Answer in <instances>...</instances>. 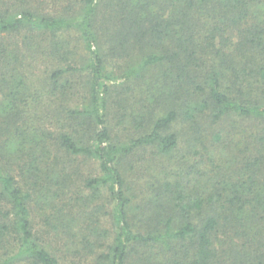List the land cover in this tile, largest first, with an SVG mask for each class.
Masks as SVG:
<instances>
[{
    "label": "trees",
    "instance_id": "1",
    "mask_svg": "<svg viewBox=\"0 0 264 264\" xmlns=\"http://www.w3.org/2000/svg\"><path fill=\"white\" fill-rule=\"evenodd\" d=\"M59 1L48 13L46 1L0 0V264H61L34 231L36 211L91 264H264V0ZM42 54L52 61L40 74ZM34 80L48 107L60 101L57 132L52 117L32 120ZM143 85L153 100L132 110ZM113 106L116 127L132 130L125 140L109 124ZM234 118L256 128L249 143L219 128L210 152L201 123ZM177 123L186 170L138 200L126 161L146 149L172 156ZM217 153L225 167L201 173ZM80 159L98 174L83 176Z\"/></svg>",
    "mask_w": 264,
    "mask_h": 264
},
{
    "label": "rangeland",
    "instance_id": "2",
    "mask_svg": "<svg viewBox=\"0 0 264 264\" xmlns=\"http://www.w3.org/2000/svg\"><path fill=\"white\" fill-rule=\"evenodd\" d=\"M36 1H46V4L43 5L45 8L44 10L46 12H53L54 9H59L61 5H65L64 1H59L56 3V8H54L53 3H51V0H36ZM73 35V34H71ZM75 36L73 35V38ZM75 39V38H74ZM12 42V40H11ZM42 43H40L41 45ZM77 50L78 53H83L82 51V46L80 43L76 42H70L69 44V49H74ZM44 53V52H43ZM37 61L39 62V72L42 74V71L44 70L45 66L51 65V59L46 57L44 54L39 55L37 57ZM41 76V75H40ZM35 81V80H34ZM33 82V81H32ZM34 86L36 90L32 89L34 93L33 96L37 97V102L36 103H30V107L32 110H29L31 115H32V120L38 122H44L45 120L50 119L51 117L53 120L49 122H46L47 125H45L50 131L52 132H57L58 129H60V124H57V120L62 119L64 115L62 113L56 114L55 109L59 107V102L54 99H51L53 103L51 104L50 107H48V99L45 98V95L43 94L44 92L41 91L40 88V83L34 82ZM129 104L132 106V110L137 109V105L139 106V103H150V100H153L151 97L152 94L150 93V87L148 89L147 86L143 85L140 88L134 89L133 92L129 94ZM74 101H76V98H69L67 99L65 104L66 106H73ZM156 102V101H155ZM152 103V106L155 108L154 113L155 115H161L164 113L166 110L165 106L163 103H160L158 107V103ZM137 104V105H136ZM157 107V108H156ZM55 110V111H54ZM126 111H128L125 107ZM37 115L34 117V115ZM120 108L118 106H113V110L110 111L109 114V124L111 126H114V131L119 135L122 140H125L127 135L130 134V131H126V128L122 126L116 127V123L118 119L120 118ZM201 126L206 129L207 134L204 135L203 139L206 140V145L209 149V151L214 152L215 145L214 143L211 142L210 137H208V134L212 132H216L219 128L220 129H226L231 133V138L229 142L231 143V140L235 144L242 145L241 147L245 144H248L249 141L251 140L250 135L253 131H256V128L252 126L249 122L245 120H241L238 118L234 119H228L224 121V123L220 126L219 125H213L210 124L208 121H203L201 123ZM175 133L178 134L179 136V147L177 148V151L173 153L172 156L170 157H163V158H155L154 153L150 149H146L144 151H138L135 156L130 157L128 161H126L124 167L126 169V179L128 183L132 186L133 189V194L138 200L145 199L150 197L151 193L153 192V187L156 186V184L162 179L166 178L169 180L175 179V178H181V174L183 169H185L188 165V163L183 161L182 158L190 157L186 155V144H184L183 141H181V123H177L173 129ZM132 133V132H131ZM203 133H205L203 131ZM226 153H228L226 151ZM229 156V155H227ZM182 159V161H181ZM215 159V158H214ZM207 160V157H204L203 160L201 159L198 163V169L200 170L201 173L203 172H208L210 176L214 175L217 172L216 168H221L225 167L224 163V157L220 158L219 153L216 154V160ZM221 159V160H220ZM214 161V162H213ZM190 163V162H189ZM78 164L80 166V173L83 176H96L99 172L97 163L94 160H87L84 161L80 159L78 161ZM186 170V169H185ZM200 176V175H199ZM198 175H192L188 177V180L190 179L193 184L198 183ZM86 192V191H85ZM35 208V207H34ZM41 213V212H40ZM36 212L32 213V218H33V223H34V231H41V238L46 246L49 247L50 251L54 252L56 255L59 257H62L61 264H91V256L92 254H89L86 260L81 259V257H78L77 253V248L74 246H70V244L65 240L66 238H60L61 236L56 235L55 232L47 229V226H45L42 222V214ZM102 226L107 228V229H112V224L109 220L108 217L104 216L101 219ZM234 241L238 242L239 246L242 244L245 245V240L241 238L239 241L235 239ZM69 246V247H67ZM246 246V245H245ZM225 249H228L227 246L224 247ZM242 251V249H239ZM261 251L263 248L260 249ZM227 254L229 255L231 251L226 250ZM229 252V253H228ZM233 255H235V252H232Z\"/></svg>",
    "mask_w": 264,
    "mask_h": 264
}]
</instances>
